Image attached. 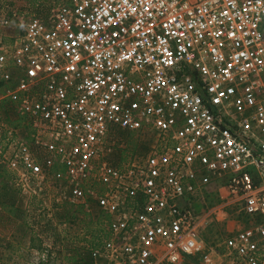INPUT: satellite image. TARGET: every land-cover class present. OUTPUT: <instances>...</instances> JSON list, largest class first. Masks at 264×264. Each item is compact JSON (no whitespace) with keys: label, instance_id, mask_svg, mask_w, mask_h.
I'll return each instance as SVG.
<instances>
[{"label":"built area","instance_id":"built-area-1","mask_svg":"<svg viewBox=\"0 0 264 264\" xmlns=\"http://www.w3.org/2000/svg\"><path fill=\"white\" fill-rule=\"evenodd\" d=\"M38 6L0 23L19 27L10 54L22 73L3 98L25 91L33 127L28 142L0 113V203L8 186L94 200L112 218L91 264H264V0ZM5 47L0 30V68ZM117 128L147 130L154 148L112 164ZM211 177L249 221L214 247L193 202Z\"/></svg>","mask_w":264,"mask_h":264},{"label":"rangeland","instance_id":"rangeland-1","mask_svg":"<svg viewBox=\"0 0 264 264\" xmlns=\"http://www.w3.org/2000/svg\"><path fill=\"white\" fill-rule=\"evenodd\" d=\"M42 2L46 0H0V23L5 17L18 22L42 14L41 6H38ZM0 27L6 43L5 51L8 52L7 64L0 68V83L3 84L0 86L1 100L6 91L21 83L22 73L10 54L19 27L16 24L6 27L0 24ZM0 113L5 117L1 107ZM135 144L145 145L147 149L139 147L138 151H134ZM154 144L155 138L147 130L134 131L126 137L112 134L107 143L106 160L113 162L110 156L116 146L126 148L124 164L135 156L149 153ZM39 152L41 156L44 154L41 150ZM61 168L65 170L64 166ZM3 175H8V171H3ZM101 186L102 183L99 188ZM222 186L221 182L211 177L193 200L200 216V233L208 247L216 246L249 223L239 204L227 196ZM10 199L15 204L4 206L3 203L10 202ZM1 201L0 264H37L43 259L48 260L49 264H72V257L78 254L90 259L89 248L92 244L103 241L109 235L108 224L112 215L101 209L96 202L84 206L87 213L74 206L71 219L64 222L65 205H62L63 202L58 204L60 202L55 200L52 192L44 198H31L15 187L8 186L3 191ZM186 264L206 262L204 256L199 254L191 257Z\"/></svg>","mask_w":264,"mask_h":264},{"label":"trees","instance_id":"trees-1","mask_svg":"<svg viewBox=\"0 0 264 264\" xmlns=\"http://www.w3.org/2000/svg\"><path fill=\"white\" fill-rule=\"evenodd\" d=\"M36 1V0H33ZM3 84L0 83V86H2ZM24 94H26L25 91H22L18 94V96L16 98H13L11 96L9 97H5L2 98L0 100V107L4 109V114L6 117V120L14 127L16 128H20L22 130H24L27 133V140L28 142H32V133H33V127H32V120L30 118V116L24 112L23 110V96ZM133 134L134 131H129V130H123L120 128H117L112 134H115L118 137H126L129 134ZM139 147H141L143 150H146L147 147L145 145H140V144H135L134 146V151H138ZM108 158V157H107ZM110 158L112 159L113 162H111L112 164L116 165V166H121L123 165V161L126 160V148H121L116 146L114 151L111 153ZM3 175V173H2ZM1 175V176H2ZM11 200V199H10ZM92 202H95L94 200H92L91 198L87 199L86 203H79V204H75L73 202H69V201H65L62 203H58V204H62L65 205V210H64V217H65V221H68L71 219V212L72 210H74V206L79 207V211H82L84 213H87L86 211H84V206L86 204H91ZM9 204L10 206H13L15 204L14 201H10L8 203L4 202L3 205H7ZM69 205V206H67ZM103 243V241L100 240V242L92 244L93 246L91 247H97L99 245H101ZM37 264H49L48 260H40ZM72 264H91V259H89V257H84L81 254L75 255L74 257H72Z\"/></svg>","mask_w":264,"mask_h":264},{"label":"crops","instance_id":"crops-1","mask_svg":"<svg viewBox=\"0 0 264 264\" xmlns=\"http://www.w3.org/2000/svg\"><path fill=\"white\" fill-rule=\"evenodd\" d=\"M90 259H91V256H90Z\"/></svg>","mask_w":264,"mask_h":264}]
</instances>
